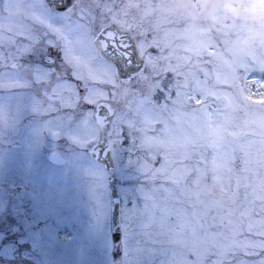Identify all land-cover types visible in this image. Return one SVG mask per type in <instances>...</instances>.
I'll use <instances>...</instances> for the list:
<instances>
[{
  "label": "rangeland",
  "instance_id": "rangeland-1",
  "mask_svg": "<svg viewBox=\"0 0 264 264\" xmlns=\"http://www.w3.org/2000/svg\"><path fill=\"white\" fill-rule=\"evenodd\" d=\"M4 1V56L17 17L47 21L65 36L80 25L92 41L93 67L114 77L96 36L113 22L138 37L145 67L103 88L114 93L107 102L117 112L105 127L97 120L92 127L95 144L112 148L116 168L106 170L107 181L120 187L121 206L133 217L129 248L140 251L129 252L128 264H264V0H77L62 13L43 0ZM19 29L12 39L25 36L32 50L39 39ZM7 94L13 113L17 100L35 96ZM46 119L33 113L23 126L0 130V264H124L113 244L119 229L113 232L111 214L97 223L91 178L79 167L96 162L94 147L40 134ZM56 152L63 165L50 162ZM10 189L20 192L12 205L22 207L13 224L22 230L15 239L21 254L6 229ZM41 207L49 210L41 227L50 232L31 227Z\"/></svg>",
  "mask_w": 264,
  "mask_h": 264
},
{
  "label": "snow or ice",
  "instance_id": "snow-or-ice-1",
  "mask_svg": "<svg viewBox=\"0 0 264 264\" xmlns=\"http://www.w3.org/2000/svg\"><path fill=\"white\" fill-rule=\"evenodd\" d=\"M43 22L54 35H59L63 39L58 58L64 67L61 69L57 66L55 58L44 54H41L43 59L32 65L26 64L25 58L33 59L31 50L11 40L14 51L9 53L8 59L6 60L3 53H0V69H2L0 90L5 93L0 95V130L15 125L24 111L31 110L39 116L47 117L38 130L40 134L46 132L53 139L66 136L72 144L82 149L95 147L93 156L96 162L82 160L79 167L91 178L90 196L95 202L93 215L97 223L103 222L110 214L112 215L113 222L119 229V235L114 239L113 244L121 246V259L124 264H128L129 252L136 254L140 251L135 245L129 248L131 238L129 227L133 217L127 215L129 210L126 207L113 204L111 201V197L116 196L117 193L110 192L112 186L107 181V165L100 161L101 155L107 157L108 153L95 144L92 139V127L93 121L99 120L102 115L115 114L110 103H105L114 93L105 91L101 85L116 87L115 77L130 81L137 72L141 71L144 59L134 43L121 42L123 37L118 40L112 31L114 26L110 25L96 37V41H104V59L110 61L115 68L114 77L106 70L93 67L96 57L92 54V41L89 34L82 31L80 25L72 26L69 30L70 35L65 36L53 24ZM109 39L112 41L110 44ZM48 47L55 49L56 45L49 43ZM28 84L35 85L39 95L34 96L28 104L17 100L13 113L10 109L12 96L7 94L8 90ZM53 157L57 158V154L54 153ZM48 214L49 210L41 207L31 227L41 233L50 232L47 224L41 227L42 221ZM114 264L118 262L114 260Z\"/></svg>",
  "mask_w": 264,
  "mask_h": 264
},
{
  "label": "flooded vegetation",
  "instance_id": "flooded-vegetation-1",
  "mask_svg": "<svg viewBox=\"0 0 264 264\" xmlns=\"http://www.w3.org/2000/svg\"><path fill=\"white\" fill-rule=\"evenodd\" d=\"M19 23V22H17ZM41 23L38 21L37 18H33V19H26L25 17L22 18V21L18 24V28L16 27H11L12 29H9L10 33H8V37H7V41H8V46L9 48L11 49V51H14V47H12L13 45L10 43L11 40H13V33H12V30H19V28L22 29H27L26 30V33L25 35L27 34V32L29 31L28 33V36H35L39 39L37 40V43L33 46L31 52H32V55H33V59H28V58H25V63L26 64H34L35 62H37L38 60L40 59H43V56L41 54H44V56H48V55H51L53 58L56 59V63H57V66H59L61 68V63H60V60L58 58V52L60 50V39H59V36L58 35H54L52 33V31L49 30V28H47V24L44 23L43 26H40ZM46 26V27H44ZM52 33L51 36H49V34ZM39 36L41 38H39ZM18 44L20 45V43H24V46H27L29 45L28 43V38H25L24 36V39L22 40V38L20 37V39H16L15 41H18ZM49 43H52V44H55L56 45V48L55 49H50L48 47ZM22 46V45H21ZM5 59L7 60L8 59V55H5L4 56ZM98 65V64H97ZM64 67V66H63ZM95 67L97 68L96 64H95ZM2 70V69H0ZM102 88H105L107 87V85H101ZM10 92H20V93H26V92H30L31 94H34L35 96H38L39 95V92H38V89L36 88L35 85L33 84H28V85H22L20 87H17V88H14V89H11ZM31 111V110H29ZM33 116V112H27V114L25 115L23 113V115L21 116V118L19 119V123L21 124V126H23L24 121H29ZM22 147V145L20 144H15L14 147L15 148H19ZM14 189H10L9 191V202H10V209L8 211V214H7V217L9 218L10 222L8 223L6 229H7V232H10L11 234V237L8 238L9 241H12L15 243V246L12 247V249L18 253V254H21L23 252V249L21 248V246L18 245L17 242H15V239L18 238L19 234L22 233V230L19 229V230H16V228L14 227V223L15 221H18L22 216L23 214L21 213V205H17L16 207H14V205H12V201L14 200V198H16L20 192H17V193H13ZM22 202V200H21ZM15 208H20V212H17L15 214L14 212V209ZM18 216V217H17ZM19 223H21V221H19Z\"/></svg>",
  "mask_w": 264,
  "mask_h": 264
},
{
  "label": "water",
  "instance_id": "water-1",
  "mask_svg": "<svg viewBox=\"0 0 264 264\" xmlns=\"http://www.w3.org/2000/svg\"><path fill=\"white\" fill-rule=\"evenodd\" d=\"M44 2L50 9H52L54 11H65L68 8H70L71 6H73L75 4L76 0H44ZM110 25L114 26L112 31H113V34L116 36V38L118 40L121 37H123V40L121 42H123V43H129V42L134 43L136 45V48L139 50L137 39L134 36L132 30H130V29L122 28V27L118 26L116 23H110L109 25H107L102 30L101 33H103L106 28H109ZM108 43L109 44L112 43L111 39L108 40ZM95 45H96L100 55L104 58V52H105V43H104V41H102V40L101 41H96L95 40ZM144 65H145V59H144V63L142 65L141 69L144 67ZM112 111L114 112V110H112ZM110 116H112V114H104V115H102V117L98 120L99 124L101 126H104L106 124L105 119L110 117ZM98 145L100 146V148H102L104 151H106L108 153L107 157L101 155V157H100L101 163L106 164L107 165V169L109 171L113 170L115 168V163H114V159H113V156H112V151H111V148H110L109 144L106 143V142H101ZM94 151H96L95 147L92 149V152H91L92 156H93V152ZM51 159H52L53 162H55L57 164H61V163L64 162V158L60 154H57V158H54L52 156ZM110 186H112L111 187V191H115L117 193L116 196H112L113 204H120L119 187L113 183V179L110 181ZM117 229H118V225L113 222V230H114V232H116Z\"/></svg>",
  "mask_w": 264,
  "mask_h": 264
},
{
  "label": "clouds",
  "instance_id": "clouds-1",
  "mask_svg": "<svg viewBox=\"0 0 264 264\" xmlns=\"http://www.w3.org/2000/svg\"><path fill=\"white\" fill-rule=\"evenodd\" d=\"M192 46H193L194 48H197V49H199V47H200V44H199V43H194Z\"/></svg>",
  "mask_w": 264,
  "mask_h": 264
},
{
  "label": "bare ground",
  "instance_id": "bare-ground-1",
  "mask_svg": "<svg viewBox=\"0 0 264 264\" xmlns=\"http://www.w3.org/2000/svg\"><path fill=\"white\" fill-rule=\"evenodd\" d=\"M93 262V261H92ZM79 263L80 264H86V262L84 260H82L81 258L79 259Z\"/></svg>",
  "mask_w": 264,
  "mask_h": 264
}]
</instances>
